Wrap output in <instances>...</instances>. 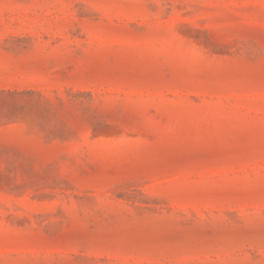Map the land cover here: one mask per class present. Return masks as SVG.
<instances>
[{
	"label": "rangeland",
	"instance_id": "rangeland-1",
	"mask_svg": "<svg viewBox=\"0 0 264 264\" xmlns=\"http://www.w3.org/2000/svg\"><path fill=\"white\" fill-rule=\"evenodd\" d=\"M0 264H264V0H0Z\"/></svg>",
	"mask_w": 264,
	"mask_h": 264
}]
</instances>
